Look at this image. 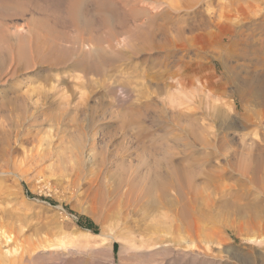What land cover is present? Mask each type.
I'll return each mask as SVG.
<instances>
[{
	"label": "rangeland",
	"instance_id": "rangeland-1",
	"mask_svg": "<svg viewBox=\"0 0 264 264\" xmlns=\"http://www.w3.org/2000/svg\"><path fill=\"white\" fill-rule=\"evenodd\" d=\"M126 1L155 45L122 50L105 74L0 63V195L20 217L1 224L12 240L1 253L9 264L41 250L51 255L32 264H264V185L225 163L264 161V0ZM26 19L4 26L18 36ZM144 159L198 177L214 210L202 235L179 222L173 190L135 198ZM161 218L178 228L147 230Z\"/></svg>",
	"mask_w": 264,
	"mask_h": 264
},
{
	"label": "bare ground",
	"instance_id": "bare-ground-1",
	"mask_svg": "<svg viewBox=\"0 0 264 264\" xmlns=\"http://www.w3.org/2000/svg\"><path fill=\"white\" fill-rule=\"evenodd\" d=\"M167 1L176 9L187 6L194 0ZM140 11L136 3L126 0H0V63L13 61L16 72H21L35 65H47L50 68L64 67L73 61L71 65L84 74L83 76H100L104 73L105 66L111 65L122 50L126 49L132 55H136L140 52L136 44L142 45L146 51L155 45L151 24L138 23L140 15L144 12ZM24 17L27 19L21 34L13 36L7 31L4 26L5 21ZM120 37L124 39L122 42H119ZM85 45L89 46L90 51H84ZM132 45L134 48L131 50ZM150 160L144 159L139 165L140 169L144 168L151 175L145 179L146 183L135 194V198L138 200L141 197L152 196L155 190L162 197L173 190L176 199L184 202L182 207L184 211L181 209L180 218L178 216L181 221H178L180 223L186 221V232L202 235L205 229L199 225L198 220L203 217L208 218L207 222H211L214 210L209 206L201 205L204 203V197L198 193L196 185L198 177L183 176L177 172L164 173L163 169L167 166L161 159L152 162ZM225 163L231 171L238 172L243 180L259 186L264 185V161L261 157L244 156L234 160L226 159ZM14 202H17L14 198L0 195V204L11 205L0 208V264H9L8 255L1 253V241L6 243L8 240L1 224L6 222L11 226L20 218L13 210ZM150 214L151 211H145L143 218L149 217ZM175 223L177 220L167 221L161 218L148 226L147 230L157 232L163 228L168 230L178 228ZM210 229L212 230L213 227ZM19 234L21 230L16 236ZM41 254L51 255L41 250L34 256ZM34 256H22L20 262L14 260L12 264H22V262L32 264Z\"/></svg>",
	"mask_w": 264,
	"mask_h": 264
},
{
	"label": "trees",
	"instance_id": "trees-1",
	"mask_svg": "<svg viewBox=\"0 0 264 264\" xmlns=\"http://www.w3.org/2000/svg\"><path fill=\"white\" fill-rule=\"evenodd\" d=\"M78 225L80 226V227H82V228H86V229H92V230H94V226L92 225V223L90 222V221H88V220H84V219H82V218H80L79 220H78Z\"/></svg>",
	"mask_w": 264,
	"mask_h": 264
}]
</instances>
